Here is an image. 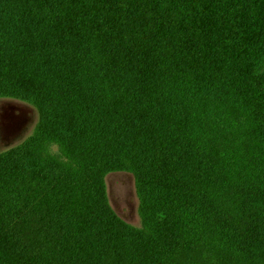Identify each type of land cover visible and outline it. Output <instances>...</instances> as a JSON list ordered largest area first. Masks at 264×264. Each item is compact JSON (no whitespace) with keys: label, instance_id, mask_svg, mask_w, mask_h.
<instances>
[{"label":"trees","instance_id":"16d2710c","mask_svg":"<svg viewBox=\"0 0 264 264\" xmlns=\"http://www.w3.org/2000/svg\"><path fill=\"white\" fill-rule=\"evenodd\" d=\"M1 98L38 122L0 152V235L74 264H264V0H0Z\"/></svg>","mask_w":264,"mask_h":264},{"label":"rangeland","instance_id":"374dc122","mask_svg":"<svg viewBox=\"0 0 264 264\" xmlns=\"http://www.w3.org/2000/svg\"><path fill=\"white\" fill-rule=\"evenodd\" d=\"M38 112L33 106L15 99H0V152L18 145L34 130ZM109 203L127 223L140 226L135 178L125 171L111 172L105 177ZM41 245L23 236L0 235V264H74L63 256L43 251Z\"/></svg>","mask_w":264,"mask_h":264}]
</instances>
